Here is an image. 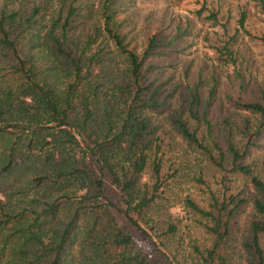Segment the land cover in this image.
<instances>
[{
	"label": "trees",
	"instance_id": "16d2710c",
	"mask_svg": "<svg viewBox=\"0 0 264 264\" xmlns=\"http://www.w3.org/2000/svg\"><path fill=\"white\" fill-rule=\"evenodd\" d=\"M199 3L220 27L207 67L186 56L188 21L135 41L115 0H0V264H264V25ZM169 199L204 236L189 263Z\"/></svg>",
	"mask_w": 264,
	"mask_h": 264
},
{
	"label": "rangeland",
	"instance_id": "374dc122",
	"mask_svg": "<svg viewBox=\"0 0 264 264\" xmlns=\"http://www.w3.org/2000/svg\"><path fill=\"white\" fill-rule=\"evenodd\" d=\"M200 0H115V6L118 8L119 15L126 23L127 38L140 41L147 31L155 26L166 24H175L176 22H189V34L186 37V56L192 58L196 65L204 67L209 66L211 49L210 43L216 37L215 33L220 32L218 24L212 25L208 21L196 19L193 10L199 7ZM209 7L219 8V21L226 20L229 25L233 24L236 17L237 6L248 4L249 11L247 15L246 26L249 30L257 33L259 28L264 25V15L260 14L253 7L252 0H205ZM252 48V66L253 80L260 79L264 83L263 57L258 45V41L251 42ZM243 95V93H238ZM253 153L255 158L261 160L264 157V140L262 146L256 148ZM187 166L191 169H198L203 166V157L194 153L187 155ZM190 172H192L190 170ZM186 176H184L185 178ZM188 179V178H187ZM184 179V183L187 181ZM227 184V183H226ZM186 183L183 185L185 186ZM231 191L236 189L230 186ZM176 191L178 195L184 196L185 191L172 189L167 196H173ZM172 199L163 202V208L160 211L162 220L174 222L177 226V232L174 238L170 240V250L176 254L179 260L190 262L191 247L190 243H199L204 239L199 227L189 219V215L176 204L172 205ZM171 206V207H169ZM165 211V214L163 213ZM148 240L159 244L160 228L148 230Z\"/></svg>",
	"mask_w": 264,
	"mask_h": 264
}]
</instances>
